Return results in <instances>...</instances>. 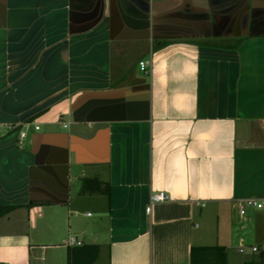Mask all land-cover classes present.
Instances as JSON below:
<instances>
[{"label": "crops", "instance_id": "1", "mask_svg": "<svg viewBox=\"0 0 264 264\" xmlns=\"http://www.w3.org/2000/svg\"><path fill=\"white\" fill-rule=\"evenodd\" d=\"M243 200L264 203V0H0V264H68L71 238L105 264H264Z\"/></svg>", "mask_w": 264, "mask_h": 264}, {"label": "trees", "instance_id": "2", "mask_svg": "<svg viewBox=\"0 0 264 264\" xmlns=\"http://www.w3.org/2000/svg\"><path fill=\"white\" fill-rule=\"evenodd\" d=\"M111 186L103 184L98 178L83 180L81 195H109ZM16 207L0 206V218L10 213ZM100 256V247L95 244H85L73 247L68 252V264H95ZM227 264L225 250L222 247H194L191 252V264Z\"/></svg>", "mask_w": 264, "mask_h": 264}, {"label": "built area", "instance_id": "3", "mask_svg": "<svg viewBox=\"0 0 264 264\" xmlns=\"http://www.w3.org/2000/svg\"><path fill=\"white\" fill-rule=\"evenodd\" d=\"M140 68L146 74L149 73V64L148 63L141 62ZM12 129L13 128L10 127V130H12ZM36 129L39 130V127H36ZM169 200H170V196L166 192L160 191V192H156V193L152 194L150 197V202H149V206L147 208V212L151 213L153 205L168 202ZM238 207H239L240 214L242 216H244V215H246V213L249 209H263L264 203L256 201V200H243V201H240L238 203ZM69 245L80 247L83 244L81 242L77 241L75 238H71L69 241ZM246 249H247V247L245 245L242 244L240 246V252L241 253H245ZM261 250H262L261 248L256 247V246L252 248V251L255 253L261 252Z\"/></svg>", "mask_w": 264, "mask_h": 264}, {"label": "rangeland", "instance_id": "4", "mask_svg": "<svg viewBox=\"0 0 264 264\" xmlns=\"http://www.w3.org/2000/svg\"><path fill=\"white\" fill-rule=\"evenodd\" d=\"M138 74L140 76H144V74L143 73H140L139 70H138ZM96 264H105V259L104 258L103 259H99Z\"/></svg>", "mask_w": 264, "mask_h": 264}]
</instances>
